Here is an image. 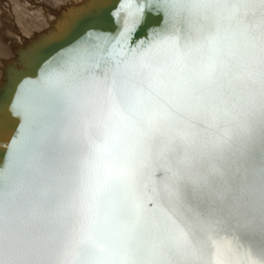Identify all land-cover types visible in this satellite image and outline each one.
<instances>
[{"label":"snow or ice","instance_id":"obj_1","mask_svg":"<svg viewBox=\"0 0 264 264\" xmlns=\"http://www.w3.org/2000/svg\"><path fill=\"white\" fill-rule=\"evenodd\" d=\"M78 7L13 88L0 264H264V0Z\"/></svg>","mask_w":264,"mask_h":264},{"label":"water","instance_id":"obj_2","mask_svg":"<svg viewBox=\"0 0 264 264\" xmlns=\"http://www.w3.org/2000/svg\"><path fill=\"white\" fill-rule=\"evenodd\" d=\"M99 0H81L79 2L67 3L57 6L50 14L47 23L40 32L28 37L27 41L11 42L10 49L13 57L7 60L3 67V77L0 80V159L6 156V138L11 134L15 117L11 115V100L14 99L15 82L22 78H34L33 73L37 72V63L49 53L55 54L58 44H63V40L53 41L51 38L60 31L61 24L69 19L74 13L80 11L83 4H92ZM107 3H115L117 0H106ZM47 20V19H46ZM149 27L156 26L155 13L147 15ZM94 25L99 30H112L115 26V18L107 13L93 18H86L81 23L80 29ZM79 31V29L77 30ZM75 34V33H74Z\"/></svg>","mask_w":264,"mask_h":264},{"label":"rangeland","instance_id":"obj_3","mask_svg":"<svg viewBox=\"0 0 264 264\" xmlns=\"http://www.w3.org/2000/svg\"><path fill=\"white\" fill-rule=\"evenodd\" d=\"M69 1L70 0H49V1L48 0H39V1L38 0H3V2H0V62H1L0 63V80L3 77L4 65L7 63V60L13 57V52L10 49L11 47L9 44L15 40L17 41L20 40V42L27 41L28 39L26 38L35 35L37 32H40L43 29L42 27H44L45 24L47 23V20L50 16L49 9H54L55 7L59 5L67 4ZM41 5L44 7L47 6V8L45 7L46 10H44V8H42ZM14 8H17V10ZM8 10H10L9 13L12 12V15L11 13L10 15H8L7 13ZM21 19L24 23L21 21ZM26 20L30 22L28 23ZM13 21H14V26H12L13 24L10 25V23H13ZM13 27L15 29L17 28V31H19L20 33H18ZM30 27H31V30L29 29ZM32 27H34V29ZM32 31L34 32V34Z\"/></svg>","mask_w":264,"mask_h":264},{"label":"bare ground","instance_id":"obj_4","mask_svg":"<svg viewBox=\"0 0 264 264\" xmlns=\"http://www.w3.org/2000/svg\"><path fill=\"white\" fill-rule=\"evenodd\" d=\"M38 1H39V0H38ZM48 1H49V0H48ZM74 1H75V3H76V2H79V1H81V0H70L68 3H72V2H74ZM0 2H3V0H0ZM58 2H59V1H58ZM35 3H36V2H35ZM30 4H31V3H30ZM36 4H37V3H36ZM48 6H49V5H48ZM53 6H54V5H53ZM9 7H10V6H9ZM9 7H8V9H9ZM14 7H15V6H14ZM41 7L44 8V10H46L45 7L47 8V6L44 7V6H42V5H41ZM55 8H57V7H55ZM14 9L17 10V8H14ZM14 9H12V10H14ZM16 10H15V11H16ZM54 10H55V9H49V13L51 14ZM9 11H10V10H8V12H7L8 15H10V13H11V15H12V12L9 13ZM18 11H19V10H18ZM16 12H17V11H16ZM45 12H46V11H45ZM5 13H6V12H5ZM14 14H16V13H14ZM4 15H5V14H4ZM13 16H14V15H13ZM4 17H5V16H4ZM20 17H21V16H20ZM30 17H31V16H30ZM11 18H12V17H11ZM21 18H22V17H21ZM7 19H8V18H7ZM9 19H10V18H9ZM16 19H18V18H16ZM19 19H20V18H19ZM42 20H43V19H42ZM8 21H9V20H8ZM21 21H22V19H21ZM26 21H27V20H26ZM47 21H48V20H47ZM10 22H12V21H10ZM22 22H23V21H22ZM27 22H28V21H27ZM29 22H30V21H29ZM29 22H28V23H29ZM23 23H24V22H23ZM28 23H27V24H28ZM42 23H43V22H42ZM44 23H46V22H44ZM11 24H13L12 26H14V21H13V23H10V25H11ZM15 26H16V25H15ZM18 26H19V25H18ZM25 26H26V25H25ZM20 27H21V26H20ZM27 27H28V26H27ZM13 28H14V27H13ZM32 28L34 29V27H32ZM14 29H15V28H14ZM23 29H24V28H23ZM29 29L31 30V27H30ZM33 29H32V30H33ZM15 30L17 31V28H16ZM39 30H40V28H39ZM17 32L20 33L19 31H17ZM17 32H16V34H17ZM32 32H33V31H32ZM32 32H31V34H32ZM27 33H28V32H27ZM28 34H29V33H28ZM33 34H34V32H33ZM20 35H22V34H20ZM26 36H27V34H26ZM22 38H23V37H22ZM20 39H21V37H20ZM26 39H27V38H26ZM8 54H9V53H8ZM0 63H1V62H0ZM4 64H5V63H4ZM1 67H2V65H1Z\"/></svg>","mask_w":264,"mask_h":264}]
</instances>
